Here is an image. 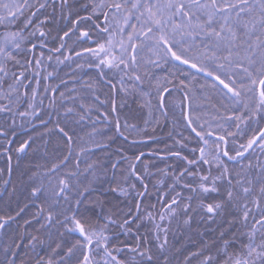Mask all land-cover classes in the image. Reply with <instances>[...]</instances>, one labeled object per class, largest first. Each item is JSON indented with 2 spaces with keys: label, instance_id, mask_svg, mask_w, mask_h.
Returning a JSON list of instances; mask_svg holds the SVG:
<instances>
[{
  "label": "snow or ice",
  "instance_id": "snow-or-ice-1",
  "mask_svg": "<svg viewBox=\"0 0 264 264\" xmlns=\"http://www.w3.org/2000/svg\"><path fill=\"white\" fill-rule=\"evenodd\" d=\"M0 30V155L9 165L17 119L47 123L38 111L41 90L50 97L57 131L69 145L70 122L91 121L98 111L82 102L75 88H69L67 96L50 85L42 88L41 79L53 77L52 72L41 76L43 65H51L54 57L57 63L86 59L110 92L125 94L128 81L142 88L145 80L154 78L149 75L154 69L167 65L173 78L156 81V109L166 117L172 110L169 101L180 93L189 101L188 113L183 106L180 111L195 141L189 147V138L181 134L172 146L165 142L164 150L148 153L163 161L175 158V167L153 172L157 166L141 150L153 137L129 141L117 117L116 133L137 150L121 182L106 179L103 163L85 159L86 153L108 152L111 143L104 140L79 152L70 149L44 166L46 170L29 178L24 204L17 205L15 215L0 214V264H264V0H0ZM73 33L88 46L69 50ZM20 56L31 59L22 63ZM197 74L208 78L202 87L220 97L219 107L211 105L218 116L214 127H205L191 114L190 83ZM61 83L69 87L68 81ZM84 88L93 104L104 103L90 83ZM111 111H116L114 101ZM101 115L107 120V113ZM61 119L69 123L59 126ZM129 127L147 131L125 121L123 128ZM30 143H21L15 151L24 153ZM119 155L129 160L123 151ZM82 162L91 177L87 182L80 179L85 174ZM119 165L116 160L108 167L114 171ZM159 176L170 177V183L166 189L162 179L154 185L158 199L166 197L154 217L148 210L141 213V201L149 194L146 181ZM108 194L131 196L134 208L122 215L109 211L103 225L95 224L90 213L104 207L101 198ZM142 215L159 221L151 236L140 233ZM13 224L17 228L10 235ZM110 225L128 241L114 246L117 238ZM173 227L181 235L195 229V237H188L191 246L182 243L174 249L169 240ZM71 233L82 239L69 243Z\"/></svg>",
  "mask_w": 264,
  "mask_h": 264
},
{
  "label": "trees",
  "instance_id": "trees-1",
  "mask_svg": "<svg viewBox=\"0 0 264 264\" xmlns=\"http://www.w3.org/2000/svg\"><path fill=\"white\" fill-rule=\"evenodd\" d=\"M53 43L54 40L49 41L50 46ZM67 46L68 49L71 50L80 49L88 45L78 41L76 34L73 33L71 39L67 41ZM42 51H44L45 57L47 58L49 55L47 49ZM37 55H39V52H37ZM56 55L59 56V54ZM65 55H67V52H65ZM19 59L23 63L25 59H31V57L26 58L20 56ZM60 59L62 60L63 57H60ZM77 63L81 64L82 67H76ZM192 71L191 69L187 70V72ZM42 72L44 73L42 74ZM42 72L41 76H45L47 72H52L53 77L47 80L41 79V84L46 83V87L50 85L52 88H56L57 94H59L60 91H64L66 96L69 88H75L79 96L83 98L82 102L86 100L87 104H91L93 109H98V111H94L91 121H85L83 123L79 121L70 122L72 128L70 135L73 136V143L69 145L62 134L57 131L56 121L58 117L53 109L49 108L50 97L45 95L43 90L40 91L38 100H42L43 104L38 111H40L41 116H44L47 123H41L38 118L35 120H21L18 118V127L14 133L16 140L13 142L12 151L10 153L12 156L10 165L9 161H7L4 156L0 155V192L4 193V195H0V214L11 212L15 215L17 205L23 206L27 195L26 188L30 182L29 178L36 172L41 171L44 169V166L52 162H57L58 158L65 155L70 149L79 152L80 148L85 145H94L95 140L110 142V150L108 152L98 151L95 154L86 153L85 159L87 161H99L103 163L107 170L106 179L114 181L115 183H120L122 180V173L125 172L128 168V164L134 159L133 153L137 150L136 148H128V142L124 141L123 138L116 133L113 123L117 117H119L122 124L121 131H124L125 135L129 136V141L133 138L138 140L145 139L148 135L153 137V140L148 145L141 148L146 154V159L157 166L152 168L153 172H157L158 169L175 167V158L163 161L156 157H148V153L164 150L165 142L168 146H172L175 140L180 139L181 134L189 138V147L193 146L195 143V141L192 140L190 129L187 128L186 123L181 117L180 111V107L183 106L185 114L188 113L189 101H185L180 93H176L171 101H169L167 106L172 110L166 117L162 116L156 109V81H160V83L163 84L166 79L173 78V69L169 68L167 65L159 69H154L153 73L149 74L150 77L154 76V78L145 80L142 88L133 87V83L128 81L126 87L129 89V94L120 91L110 92L109 88L100 81L95 67H89L88 61L79 57H75L73 61H65L64 63H57L54 57L51 65L48 63L43 65ZM175 75L178 76L179 79H184L186 82L191 80L186 74L175 73ZM62 80L68 81L69 87H65V85L61 83ZM207 80L208 78L203 77L202 74H197L196 80H192L190 83L193 96L191 103L194 109L191 114L198 118L200 123H204L205 127L209 124L214 127L218 121V116L215 112V108L211 105L216 104V106L219 107L218 101H220V97L216 92L202 87ZM85 83H90L92 85L96 94H99L101 100L104 101L103 104H93L92 95L84 88ZM206 96L211 97V101L206 100ZM165 99L167 100L168 98L166 97ZM112 101L115 102V112L111 111ZM58 104L59 95L57 96V105ZM45 112H47V116H45ZM221 112H223V108H221ZM104 113H107V120L101 115ZM49 116L51 119L48 118ZM97 117H99V119H97ZM125 121H127L130 126L134 124L137 126V129L146 128L147 131L137 132L131 127L125 130L123 128V123ZM65 123L69 122L61 119L59 126H64ZM20 125L23 126L21 127ZM227 126L228 125H226V127ZM253 131H255V128H253ZM211 139L212 138H209L210 142ZM25 141H31L29 148L26 149L24 153H17L15 149ZM121 151L129 158L128 161L121 160L119 155ZM185 153H187V149H185ZM109 158H111V160ZM116 160H120V165L113 171L108 165ZM9 166L11 168L10 172ZM80 167L85 170V174L82 175L80 179L87 182L91 177L87 176L86 164L82 162ZM161 179L164 181V188L166 189L167 185L170 183V177H149V180L146 181L149 185V194L141 201V213L148 210L155 217L157 213L161 211L166 197L158 199L159 188L154 187V185H159V180ZM137 187L139 188V184ZM185 195H187L186 192ZM95 199V197L92 198L91 205H95ZM101 199L104 201V207H94V214L90 213L92 222L99 225L105 223V220L102 218L105 213L111 211L117 215H122L132 210L136 203L131 196L117 197L115 194H108ZM133 215H135L134 211ZM17 221L21 226L23 225V220H21L20 217H17ZM155 223H159V221H149L147 217L142 215L139 221L140 233L142 235L147 234L151 236L154 231ZM16 228L17 224H13L10 235H14ZM28 230L31 231L32 229ZM109 230L111 233L116 234L117 242L114 246H121L128 241V238L119 231L116 225H110ZM21 231H23V228H21ZM200 231L202 233L204 232L203 227L200 228ZM189 236L195 237V229L181 235L176 232L175 227H173L172 235L169 236V240L173 244L174 249L179 248L182 243H188L189 246H191L188 241ZM4 239H8V237H4ZM67 239L69 243H74L76 240L82 238L79 237L78 233H71L68 234ZM149 242L153 245L156 243L154 240H150ZM20 255L23 256L24 253L21 252ZM77 255H79V253H77ZM122 255L125 260L129 259L127 255Z\"/></svg>",
  "mask_w": 264,
  "mask_h": 264
},
{
  "label": "rangeland",
  "instance_id": "rangeland-1",
  "mask_svg": "<svg viewBox=\"0 0 264 264\" xmlns=\"http://www.w3.org/2000/svg\"><path fill=\"white\" fill-rule=\"evenodd\" d=\"M43 73H44V72H42V74H43ZM45 85H46V83H43V84H42L43 87H46Z\"/></svg>",
  "mask_w": 264,
  "mask_h": 264
}]
</instances>
